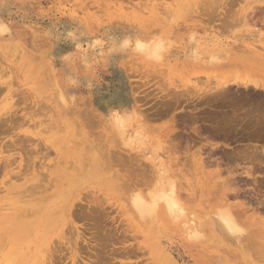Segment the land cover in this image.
<instances>
[{"label":"rangeland","instance_id":"rangeland-1","mask_svg":"<svg viewBox=\"0 0 264 264\" xmlns=\"http://www.w3.org/2000/svg\"><path fill=\"white\" fill-rule=\"evenodd\" d=\"M169 1L0 0V21L8 24L11 29L10 32L3 35L0 34V120L12 117L13 121H16L12 128L4 125L2 126L4 127L3 130H0V140L4 142L0 155H12L10 158L11 165L7 167L8 169L5 167L4 162L3 164L0 162L2 168L0 169L2 171L0 172V186L3 187H0V208L3 209L4 205L2 206V204H11L4 206V208L10 207L9 209H0V231H2L0 232V244L2 242L5 243L4 240L6 238L7 242L8 240L13 241V244H16V247L18 246L15 252V248H13L15 245L12 246L10 241L8 244L5 243L6 245L2 243V246L5 245L3 249L8 247L12 251L14 250V255L13 253L9 254L11 250H8V253H6L7 250L4 251L2 249L3 253L0 250V264H49L47 257L41 258V255H47L45 250L49 247V250L52 249L50 251L51 256L53 259L55 256L56 259H54L55 261L52 260L56 264H74L75 261H77V264H84L92 260L95 262L100 256L103 259L99 260L98 258L97 261H104L105 264H172L165 255H170L177 264H264V240L260 238V235L263 234L257 225H250L249 220L246 218V215H252L257 222L264 224V207H262L264 206L262 205L264 202L260 203L264 200V187L261 185L264 184V162L260 160L261 162L259 163L256 158H251L255 161H250V159L241 160L240 158L238 161L232 160L231 162L228 160L234 156L236 150L239 151L244 147H246V150L252 148V151H248V153L250 152L249 155L253 153L257 155L259 153L260 159H262V156L264 159V150L260 151V146L264 145V132L259 131L260 133H257L258 137L256 133L243 131H233L226 137H221L222 135L215 137L212 134L207 135V138L205 136L195 137L189 132V126H181V121L185 115L184 113L188 114L191 109L195 107L202 108L203 105L196 106L191 103V106L189 105L190 103L184 104L183 100L180 101V103L182 102L181 104L177 105L171 101V103L173 102V105H171L170 101V104H168V101L165 100L168 96L165 97V94L168 93L170 95L174 90L176 92L182 89H190L189 87L192 89L194 85L204 88L207 85L211 86L216 81L226 78L238 79L247 77L248 79L264 81V4L257 3V0H175L168 3ZM136 2H140L139 4H141L142 8V14L139 18L132 19L128 15L125 16L126 18L129 17L126 20L124 15H120L119 8L121 6L119 4H133ZM85 12L89 13L90 16L84 17L83 13ZM31 26L36 30H30ZM73 34L87 40L95 37L107 40L108 35H134L145 39L161 38L167 44V50L161 59L154 60L145 58L128 48L122 51H111L108 43H106L105 47L107 51H104L101 54L102 56H99L93 48L88 50L87 53L91 56V63L90 66H84L82 62H79L80 57L76 52H73L72 58L68 60L62 59L56 53L54 54L53 45L62 46L69 39L70 35ZM73 70H75L74 73ZM254 74L257 76L260 74L263 79L260 78L261 76L258 78H256L257 76L254 77ZM66 76L77 78V83L73 85L74 92L72 94L64 86L65 82L70 81ZM56 84L60 88H57L58 85ZM59 89L62 90L67 100L65 104L62 103L59 97L57 98L58 93L56 91L58 92ZM237 90L238 88H231L233 92L236 91L238 93ZM117 93L134 97L137 106L142 108V113L146 115L142 120L147 134L159 140H169L165 144L167 147H169L168 142L170 144V152L167 150V154L170 153L168 159L169 163L173 164L174 162L175 164L173 167H170L173 170L176 169L174 171H178L175 172L176 174L179 173V169L180 171L184 169L182 170L184 174H180V176L191 177L189 179L192 183H189L193 186L192 190H194V194L191 193L192 190L189 187V190H185V192L179 188V191L182 190L180 193L183 192V194L190 196L191 203L187 201L189 200L188 197L184 196L187 198L184 201L189 203V206L186 205L187 212L197 214V217H194V226L190 225L191 229L187 225L182 227L180 222H172L171 224V221H168L167 224V218L164 216H161V221L148 222L146 224V221L144 223L142 220H138L137 217L136 219L134 215L132 216L131 214L133 213L130 212L129 208L127 212L131 214L126 212L128 207L126 197H128V191H130L131 186L134 184L133 179L146 176L147 174L145 173L149 171L144 172L147 170L145 168H148V170L150 168L147 160L142 158L147 164L142 163V159L135 156V152L132 153L134 158H131L132 156L130 157L129 155H131L130 152H133V150L127 152L125 150L127 148L123 146L122 148L116 137L112 136L113 138H111V134L107 130L108 126L103 121L102 116L97 113V104L94 101V97L96 95L111 96ZM154 101H156V104ZM211 101L212 98L208 99L210 106L215 107V104ZM182 105L185 106L183 110H181ZM81 111V116L77 118V113L80 115ZM83 115L86 120H84ZM78 120L82 121L86 127H83V123L82 125L79 124L81 122H78ZM174 120L177 121L176 123H179L177 125L178 129L170 131ZM208 120L209 122L214 121L212 116H209ZM208 120L205 121L208 122ZM79 125L81 126L82 133L80 132ZM105 128L107 129L104 130ZM183 129L187 130L184 131ZM85 130H87L86 134L88 136L84 133ZM174 130L177 132H174ZM100 135L107 138L110 136L109 139H111H108V141L107 138H102ZM22 136L23 138L24 136H28V139L27 137L25 139L26 143L22 150L10 144L12 138H22ZM73 140L74 144L81 142L80 145L71 144ZM170 141L174 144V149L171 147ZM192 141L195 143H192ZM103 143L106 144L104 145ZM245 143L248 144L246 145ZM113 144L114 147L112 146ZM102 145L105 146V150H102L104 149ZM115 145L118 147H115ZM214 146H216V149ZM254 146H258L257 149ZM100 147L103 148L101 149ZM97 148L98 150L95 152L94 150ZM109 148L111 149V153L114 154H116L115 151H112L115 148H117V150L115 149L116 152H124L125 155L131 158L129 159L126 156L128 158L126 161L128 162L134 159L131 161L132 167L130 172L132 174L129 178L130 173L128 172V174L127 170H125L126 162H124V165L121 162L123 166L121 164L120 166L124 168V172L122 167L119 168V172L117 170L119 166L117 163L120 162H117V165L114 163L115 168L112 165V161L115 159L111 160L115 155H112L113 157L110 158V163L108 164L114 167L111 174L117 171L124 176L126 171V174L129 175H125L129 180L123 177L127 180L123 184L116 179H112L111 181L108 179L109 175H111V168H109L111 166L107 163H104L107 167L104 164L101 165L102 169L99 166L100 162H93L91 166L85 164L87 161H84L85 165L81 162L87 156H90V153L99 158L104 154L103 152L107 153ZM198 148H202L201 153L205 152V155L203 153L201 156L204 161L210 160V162L206 161V163H209L208 166L206 165V172L208 171L209 174L201 175V181L195 180L194 174H192L195 173L192 154L193 151L196 154ZM122 149L125 151H122ZM91 150L93 152H90ZM98 152L102 154L97 155L96 153ZM118 152L117 154L119 155L120 153ZM18 153L23 158L21 166H18ZM206 153L207 157L210 154L211 157H208L209 159L206 157ZM117 154L116 156H118ZM124 154L120 156L121 161L126 159L124 158ZM136 155L139 156V153L136 152ZM228 156L230 157L228 158ZM69 157L72 161V166L69 163L71 167L68 166V162L70 161L66 163ZM135 157L139 160L137 161ZM63 158L65 163L63 162L61 165L59 164L61 162L59 159ZM234 161L240 164L237 165ZM80 162L82 166L88 167H82ZM247 162L250 163L248 164ZM140 163L146 165V167L142 165V168ZM180 163L183 165L181 166ZM243 163L244 165L247 164L246 166L252 165L253 167L260 165L261 172L257 171L254 174L259 179V184H254L252 177H246L242 173L238 174V172L242 171L240 169L244 166ZM79 164L80 166H78ZM138 164H140V167ZM50 166L51 168H49ZM53 166L55 169L52 168ZM73 166L77 167V169ZM98 166L100 167L99 173L97 172ZM11 167L12 170L10 169ZM46 168L54 169L53 171L50 170L52 171L50 172L51 174L47 170L50 176L55 170L59 171V173L55 171V176H53L57 177V184L53 181L55 178L50 179L45 174ZM66 168L78 171H69ZM81 168L83 170L85 168V171ZM128 169L130 170V168ZM13 171V175H19L11 176ZM217 171L219 172L218 177H213L215 173H218ZM67 172H72L70 173L72 177L70 175L67 176ZM94 172H96L95 176ZM76 173L77 175L80 174L81 177L79 176L78 178ZM73 174L76 176L75 178ZM47 177L50 179L49 181ZM106 177L108 180L105 179ZM234 177L236 180L233 179ZM239 177H241V181H239L240 185H242L239 188L240 194H238L237 189ZM76 178H78L77 181ZM179 178V182L177 181L179 187L181 185L185 187L187 182L185 183L184 179ZM66 179H70V183ZM230 179L234 180L235 185L237 184L236 186L234 185L235 187L233 186L234 189H237L236 192L235 190L233 191L232 185H230L231 191L226 190V192V188L221 189L220 184H223V182H225L223 184L225 187L228 185L227 188L231 189L229 188L230 183H228ZM45 181H48V185L54 182V185L48 186L44 183ZM67 181V184H62ZM40 183H43V185ZM44 184L47 186L45 187L46 189L51 186L49 190L44 192L46 194L54 193L55 197L52 196L56 199L54 202L50 197L46 199L48 201L38 202L39 196L43 197L46 195L44 192L39 195L37 193V189H43ZM61 185L63 186L62 190L60 189ZM258 185H260V188ZM27 186H29V189H27ZM67 186L70 187L67 188ZM52 190L53 192H51ZM60 190L62 192H59ZM222 190H224V193L226 192L225 195L229 193L230 199L227 195L224 198L227 199L228 203H231L232 207H230L235 213L236 219L239 218L241 224H244L248 228L249 232L247 234L244 233L246 236L243 234L244 237H241L239 241L225 234H220L219 227L217 228V225H210L214 222L212 223L209 220L210 218L205 215L209 207L217 203L222 197L221 195L224 194ZM13 191L16 195L11 194ZM104 193H107L106 196ZM183 194L181 197H183ZM17 195L22 197L16 198ZM93 196L97 197L96 199L99 204H97L96 200H89L91 201L90 203L93 205L95 202L96 205H99L97 206L98 208H95L97 210L101 205L100 202L104 203L101 206L105 210L102 211H105L107 214L109 213L108 215L105 212L96 211L91 207L92 205L86 199H93ZM25 199L27 202H24ZM28 199H32V201ZM64 199L68 202H73L74 207L76 203L84 204L87 209L80 206L83 211L85 209V212L88 213L82 211L83 215L85 214L84 216L87 215L86 219L90 215L88 209L89 211L93 209L91 215L101 212L102 214L96 215L97 217L102 216L103 219L100 217L102 222L98 223H104V225L96 224L95 226L96 231H99L100 228L99 232L101 234H97L94 227L97 222H95L96 219L101 221L99 217L93 219L94 224L91 223L92 218L89 222L84 217V220H82V217L81 219L78 218V211L81 212L77 208L79 204L76 205V210L74 207L70 209L71 212L72 208L73 211H76V213L74 211L75 215L72 212L74 222L72 223L68 219V222H71V224L64 223L67 218L63 217V213L58 211L56 213L58 217L55 216L57 217L56 221L48 229L29 231V229L22 228L25 224L29 223L28 221H33L39 217V212L36 215L34 206L37 207L39 205L40 208L39 206L38 208L35 207L39 211L42 208L40 203L48 204L49 202V207L52 206L53 209L57 210L62 205L60 202L64 201ZM17 200H21V202L18 203ZM99 200L101 201L99 202ZM18 205L19 207H17ZM31 205L34 206L32 207ZM96 205H93V207ZM21 206H24L25 212L26 207L29 209V211L27 210L28 216L27 212L25 214L26 218L23 217L24 215H20L25 212L19 213L17 211V209L23 211ZM31 210L35 212H32V214H35L34 216L30 215ZM1 213H5L6 215H1ZM15 215L16 217L18 216V219H16ZM11 216L15 217V219ZM131 216L135 219L133 220ZM75 218H78L80 221L78 219L75 220ZM189 218L191 216L187 220ZM162 221H165V223ZM208 221L211 223L208 224ZM11 222L15 224L12 225ZM2 223H7V225L4 224L3 228ZM8 224L12 226L9 228L8 226L10 225ZM72 224L77 225L78 229L72 228ZM91 224H93L94 228H92ZM108 229L112 232L111 235ZM21 230L24 231L22 232ZM188 230L196 233L194 234V236H197L196 240L193 241L187 237L189 236L186 234V232L189 233ZM20 231L22 234L19 233ZM103 233L107 234V239H105L106 235L104 236ZM108 233L110 237L113 236L115 238L114 240L111 237L114 242L109 239L110 237L108 238ZM254 233L258 235L255 236ZM16 234L20 237L15 236ZM97 235L104 238L102 240L101 238H96ZM10 238H14V240ZM75 241L78 242V245L76 244L78 247L77 253L74 249V245L77 243ZM97 241L99 244L101 243L104 250L102 248L99 250L101 245H98ZM94 243L96 244L94 245ZM104 243L107 248L103 247ZM93 245L94 247L98 246L95 252L92 249L93 247L91 248ZM53 250L55 251L52 252ZM96 251L99 252H97L99 256L95 257L94 253L98 255ZM110 251L114 252L111 253ZM100 253L104 255H100ZM39 258L40 260H38ZM53 261L52 263L54 264Z\"/></svg>","mask_w":264,"mask_h":264},{"label":"bare ground","instance_id":"bare-ground-1","mask_svg":"<svg viewBox=\"0 0 264 264\" xmlns=\"http://www.w3.org/2000/svg\"><path fill=\"white\" fill-rule=\"evenodd\" d=\"M172 1H175V0H170L168 3H171ZM140 3V2H139ZM138 2H136V3H133V4H127V3H124V5H122V4H119L121 7L119 8L120 10H119V13H120V15H124V18H126L125 16H128V15H130V18H132V19H137V18H139L140 16H141V14H142V8H141V4H139ZM257 3H260V4H264V0H257ZM100 5V4H99ZM119 7V6H118ZM92 9V8H91ZM101 10V9H100ZM98 11V10H97ZM83 16L84 17H87V16H90V14L88 13H83ZM122 18V17H121ZM129 18V17H128ZM128 18H126V20L128 19ZM33 26H31V28H30V30L31 29H33L34 30V27L32 28ZM36 28V27H35ZM38 28V27H37ZM94 28V27H93ZM32 30V31H33ZM36 30V29H35ZM34 30V31H35ZM11 31V29H10V27L8 26V24H6V23H4L3 21H0V34H5V33H7V32H10ZM33 31V32H34ZM41 31V30H40ZM30 32V31H29ZM30 34H31V32H30ZM20 35V34H19ZM32 36V35H31ZM36 36V35H35ZM66 37V36H65ZM106 43H108V45H109V48H110V50L111 51H122V50H125V49H130V50H133L134 52H136V53H138V54H140L141 56H143V57H145V58H149V59H154V60H159V59H161L162 58V56H163V54H164V52L167 50V44L164 42V40H162L161 38H150V39H145V38H142V37H139V36H134V35H108V38H107V40H105V39H102V38H100V37H95V38H92L91 40H87L86 38H82L81 36H78V35H76V34H73V35H70V37H69V39L67 40V41H65L64 42V44L62 45V46H57V44L56 45H53V51H54V54L56 53V54H58V56H60L62 59H64V60H68V59H71L72 58V53L73 52H76V53H78L79 54V57H80V60H79V62H82L83 64H84V66H90V63H91V56L87 53L88 52V50L89 49H91V48H93L94 50H95V52H97V54H99V56L105 51H107V48L105 47V45H106ZM47 47H49V46H47ZM48 49V48H47ZM46 49V50H47ZM52 51V52H53ZM28 53V52H27ZM27 56V55H26ZM102 56V55H101ZM28 58V57H27ZM139 59V58H138ZM76 63V62H75ZM78 63V62H77ZM83 66V65H82ZM246 66H248V65H246ZM244 67V66H243ZM82 68V67H81ZM59 69V68H58ZM69 69V68H68ZM238 69H241V68H238ZM245 69V68H244ZM53 70V69H52ZM76 70V69H75ZM75 70H73V73H74V71ZM249 70V69H248ZM245 71L246 72H248L246 69H245ZM72 73V72H71ZM57 74H58V72H57ZM257 74V73H256ZM256 74H254V77H256L257 75ZM78 75V74H77ZM253 75V74H252ZM251 75V77L253 78V76ZM261 75L259 74V76H257L256 78H258V77H260ZM56 77V76H55ZM66 78L67 79H70V81L69 82H65V87L67 88V90L72 94L73 92H74V89H73V85L74 84H76L77 82V78H75V77H72V78H70L69 76L67 77L66 76ZM261 79H263V77L261 76L260 77ZM50 80H52V79H50ZM59 80V79H58ZM258 80V79H257ZM257 80H254V79H248L247 77L246 78H238V79H236V78H232V79H222V80H220V81H216L215 83H213V84H211V86H206V87H204V88H202V87H198L197 85H194L193 87H192V89H191V87H189L190 89H182V90H180V91H176L175 92V90L173 91V93H171L170 95L167 93V94H165V97L168 95L169 96V98H168V96H167V98L169 99H165V100H167L168 101V104H170L171 103V101H173L172 103L173 104H175L176 103V105L177 104H181L180 103V101L181 100H183L184 102V104H189V105H191V103L193 104V105H196V106H198V105H203V107L202 108H193V109H191V111L188 113V114H186V113H184L185 115H184V117H183V119H182V121H181V126H189V128L188 129H190L189 130V132H191L195 137H201V136H205V138H207L208 136H209V134H212V135H215V137L216 136H221V137H223V136H228V134H230L231 132H233V131H236V132H240V131H243V132H252V133H256V135H257V133H260L259 131H263L264 132V81H257ZM58 83V82H57ZM58 84H60V83H58ZM58 84H56V85H58ZM64 84V83H63ZM196 84H198V83H196ZM59 87V85L57 86V88ZM60 88V87H59ZM231 88H238V93L235 91V92H233V91H231ZM241 89V90H240ZM64 90V89H63ZM66 90V91H67ZM56 93H58V96H57V98L59 97V99L62 101V103L63 104H65L66 103V99H65V96H64V93L62 92V90L61 89H59L58 90V92L56 91ZM102 93V92H101ZM104 93V92H103ZM98 94V93H97ZM75 95V94H74ZM73 95V96H74ZM153 96H154V94H153ZM155 97V96H154ZM90 98V97H89ZM157 98V97H156ZM212 98V103L213 104H215V107H212V106H210V104H209V102H208V99H211ZM141 99V98H140ZM155 99V98H154ZM142 100V99H141ZM164 100V99H163ZM164 100V101H165ZM94 101H95V103L97 104V113H98V115H100V116H102V119H103V121L106 123V125L108 126V129L107 128H105L104 130H108L109 131V133L111 134V138H113V137H116L117 139H118V143L119 144H121L120 146L122 147H124V148H127V149H125L127 152L129 151V150H133V152H130L131 153V155H129L131 158H134V156L132 155V153H134L135 152V156H137V157H139V159L141 158H144L145 160H147L148 161V165H149V170H148V168H145V169H147L146 171H144V172H147V171H149L148 173H145V174H147L146 176L144 175V177H141V178H134L133 179V181H134V184L131 186V189H130V191H128L129 192V194L127 195L128 197H126V200H127V205H128V207H127V209H126V212L128 211V208H129V210H130V212L131 213H133V214H131L130 212H127V213H129V214H131L132 216L134 215V217L136 218H138V220L140 219V220H142L144 223H146V224H148V222H158V221H161V216H164V217H166L167 218V220H166V222H167V224H168V221H171V224H172V222H180L181 224H182V227H184V226H186L187 225V227H189L190 225H193L194 223V221H195V218L194 217H197L196 215V213H192V212H187V207H186V205H188L189 206V203H187V202H185L184 200H185V198L186 197H188V199L189 200H187L188 202L191 200L190 199V196H188V194H183V192H185V190H189L190 188H191V190H192V185H190V183L189 182H191L190 181V179L189 178H191V177H187V176H184V177H182V176H180V174L182 175V174H184L183 172H182V170H184V169H181V171H180V169H179V173H175V172H178V171H174V170H176V169H172L171 167H173V165H175L174 164V162H173V164L172 163H169V156L168 155H170V153L169 154H167V150L170 152V144H169V142H168V145H169V147H167V146H165V144L167 143V141H169V140H159V139H156V138H154V137H151V136H149L148 134H147V132L145 131V129H144V126H143V118L144 117H146V115L144 114V113H142V108H139V106H137V104H136V102H135V100H134V97L133 96H130V95H125V94H121V93H117V94H114V95H111V96H101V95H96L95 97H94ZM166 101V102H167ZM169 101H170V103H169ZM155 102V104H156V101H154ZM165 102V103H166ZM164 103V102H163ZM171 103V105H173ZM167 104V103H166ZM155 106V105H154ZM161 106V105H160ZM167 106V105H166ZM181 106V105H180ZM192 106V105H191ZM156 107V106H155ZM173 108H174V106H172ZM178 107V106H177ZM158 108V107H157ZM176 108V107H175ZM76 109H77V107H76ZM156 109V108H155ZM183 109H185V106L184 105H182V108H181V110H183ZM159 110H160V108H159ZM176 110V109H175ZM200 110V111H199ZM154 111V110H153ZM161 111V110H160ZM146 112V111H145ZM148 112V111H147ZM155 112V111H154ZM153 112V113H154ZM201 112V113H200ZM77 113V112H76ZM81 113H82V111L80 112V115H79V113H77L78 115H77V118H78V116H81ZM150 113V112H149ZM157 114V113H156ZM150 115V114H149ZM148 115V116H149ZM151 115H153V114H151ZM209 116H212V118H213V122H211V124H210V122H209V120H208V118H209ZM83 117H84V115H83ZM208 117V118H207ZM8 118V117H7ZM80 118V117H79ZM87 118V117H86ZM82 120V119H81ZM84 120H86L85 119V117H84ZM205 120H208V122L207 121H205ZM83 121V120H82ZM82 121H80V120H78V122H81V123H79V124H81L82 125V123L84 122H82ZM14 121H13V118L12 117H9L8 119H3V120H0V130H3V128L4 127H2V126H4V125H7V127L8 128H12L14 125L13 124H15V122L13 123ZM103 122V123H104ZM171 122V121H170ZM177 121H173V123H172V125H171V129H170V131H173V129H178V127H177V125L179 124V123H176ZM105 125V126H106ZM80 126V125H79ZM83 127H86L85 125H84V123H83ZM184 131H186L185 129H183ZM86 131L87 130H85L84 131V133L86 134ZM80 132L82 133V129H81V126H80ZM174 132H177V131H175L174 130ZM83 133V134H84ZM100 133H102V132H100ZM103 134V133H102ZM239 134V133H238ZM87 136H88V134H86ZM208 135V136H207ZM255 135V136H256ZM260 135H262V134H260ZM102 138H107V137H103L102 135H100ZM113 136V137H112ZM26 137H27V139H28V136H24V138H23V136H22V138H16V139H14V138H12V140H10V144L12 145V146H14V147H16V148H18L19 150H22L23 149V147H24V144L26 143V141H25V139H26ZM110 137V136H109ZM109 137L107 138V140L109 139ZM257 137H258V135H257ZM110 138V139H111ZM109 139V140H110ZM116 139V140H117ZM107 140H105V141H107ZM108 140V141H109ZM193 140V139H192ZM197 140V139H196ZM196 140H195V142H196ZM90 141V140H89ZM102 141V140H101ZM74 142V140L71 142V144ZM113 142H115V141H113ZM194 141H192V143H193ZM194 142V143H195ZM80 143L81 142H78V144H74V145H80ZM170 143H171V147L174 149V144L170 141ZM175 143V142H174ZM104 144V143H103ZM106 144V143H105ZM104 144V145H105ZM172 144H173V146H172ZM176 144V143H175ZM246 144V143H245ZM248 144V143H247ZM246 144V145H247ZM96 145V144H95ZM104 145H102L103 147H104V149H102L101 147V149L102 150H105V146ZM118 145V144H117ZM117 145H115V147H118ZM4 146V142L3 141H1L0 140V151H1V149H2V147ZM73 146V145H72ZM113 147H114V144L112 145ZM119 146V148L121 149V147ZM245 146V145H244ZM249 146V145H248ZM247 146V148H249ZM252 146V145H251ZM69 147V146H68ZM91 147V146H90ZM96 147H99V146H96ZM96 147H94V148H96ZM122 147V148H123ZM215 147V149H216V146H214ZM238 147H239V145H238ZM257 147L258 146H254V148H256L257 149ZM261 147V150L260 151H263L264 150V145H261L260 146ZM110 148L112 149V147L110 146ZM109 148V150H108V152L107 153H105V152H103L104 154L103 155H101L102 153H100L101 152V150L99 149V151L100 152H98V153H96L97 155H101L99 158L97 157V156H94V155H92L91 153H90V156H87L86 158H85V160H83V161H81V162H83V164L85 163L84 161H87L85 164H87V165H89V166H91V165H93V162H95V163H97V162H100L99 164V166L103 169V167L101 166L102 164H104V163H110V158H112L113 156L112 155H115L114 157H113V159H111V160H114V161H112L113 162V166L116 168V166L114 165V163L116 164L117 162H120V163H117L119 166H118V169L117 170H119V172H120V167H122L123 165H124V162H126L125 164H126V168H125V170H127V173L129 172L130 173V176L128 175V174H126V171H125V175L127 176H129V178L131 177V161H133V160H131V161H126V160H128V158L126 157V156H128V155H125L124 154V152H121L122 154H124V158H126V159H124L123 161H121L122 159H120V156H123L120 152H118V153H120L119 155L117 154V152H116V150H117V148H115L112 152H114L115 151V153L118 155V156H116V154H114V153H111V149ZM168 148V149H167ZM240 148V147H239ZM69 149H71L72 150V148H70L69 147ZM91 149V148H90ZM252 149V148H251ZM250 149V150H251ZM259 149V148H258ZM75 150V149H74ZM78 150V149H77ZM96 150H98V148L97 149H95L94 151L96 152ZM124 149H122V151H125ZM201 150H202V148H198V150H197V152H196V154L194 153V151H193V154H192V163H194V165H195V169H194V171H195V173H192V174H194V178H195V180H197V181H199L200 180V177H201V175H204V174H209V172L207 171L206 172V167L208 166V164L209 163H206V161H204V159L201 157L202 156V154L203 155H205V152H203V153H201ZM250 150H246V147H244L243 149L241 148L239 151L238 150H236L235 152H236V154H235V152H234V156H232V157H230V156H228V160L229 161H231L232 162V160H237L238 161V159L240 158L241 160H244V159H250V161H252V160H254L255 158H256V160L257 161H259V163L261 162L260 160H262L263 162H264V159H263V156H262V159H260L261 157H260V154H259V156H258V154L256 155L255 153H251L252 155H249L250 154V152L248 153V151H250ZM252 151V150H251ZM257 151V150H256ZM90 152H93L92 150L90 151ZM136 152H138L139 153V156L138 155H136ZM219 152H221L220 150H219ZM253 152H254V150H253ZM75 153H77V151H75ZM129 153V154H130ZM208 153V152H207ZM207 153H206V157H207ZM239 153V154H238ZM257 153V152H256ZM261 153V152H260ZM1 154V153H0ZM71 154H72V152H71ZM95 154V153H94ZM107 154V155H106ZM194 154H195V156H194ZM210 154H211V152H210ZM210 154H209V156L208 157H211L210 156ZM229 154V153H228ZM255 154V155H254ZM65 155V154H64ZM89 155V154H88ZM105 155V156H104ZM238 155H240L239 157H238ZM81 156L83 157V155L81 154ZM111 156V157H110ZM128 156V157H129ZM173 156V155H172ZM12 157V155L10 156H2V155H0V162L3 164V162H4V164H5V167L7 168L9 165H11V161H10V158ZM18 157H19V164H18V166H21V162H22V160H23V158H22V156H21V154L20 153H18ZM55 157V156H54ZM118 159H117V158ZM129 157V159H131ZM137 157H135V158H137ZM205 157V158H206ZM207 157V158H208ZM259 157V158H258ZM59 158V157H58ZM123 158V157H122ZM206 158V159H207ZM251 158H254V159H251ZM258 158V159H257ZM13 159V158H12ZM53 159V158H52ZM55 159V158H54ZM116 159H117V161H116ZM138 158H137V161L139 160ZM144 159H142V163H144V164H147V162H145L144 161ZM209 159V158H208ZM231 159V160H230ZM59 160H61V162H59V164H61V163H63L65 160H64V158L63 159H59ZM64 160V161H63ZM119 160V161H118ZM136 160V159H135ZM241 160H240V163H241ZM67 161H70V162H68V166H70L71 165V160H70V157H69V159L68 160H66V163H67ZM136 161V162H137ZM141 161V160H140ZM209 162H210V160H208ZM207 161V162H208ZM255 161V160H254ZM53 162H55V161H53ZM81 162H80V164H81ZM121 162H123V165H122V163ZM183 162V161H182ZM236 161H234V163H235ZM262 162V163H263ZM0 163V164H1ZM65 163V162H64ZM69 163H70V165H69ZM95 163H94V165H95ZM128 163H130V164H128ZM240 163H238V164H240ZM245 163H246V161H245ZM248 164L250 163V162H247ZM56 164V163H55ZM80 164L78 165V166H80ZM84 164V165H85ZM116 164V165H117ZM120 164L122 165V166H120ZM130 166H128V165ZM141 164V163H140ZM140 164H138V166L140 165ZM172 164V165H171ZM177 164V163H176ZM181 164V163H180ZM235 164H237V163H235ZM237 164V165H238ZM7 165V166H6ZM57 165V164H56ZM62 165V164H61ZM75 165H76V163H75ZM105 165V164H104ZM109 165V164H108ZM142 165L143 164H141V167H142ZM183 164H181V166H182ZM207 165V166H206ZM243 165H244V163H243ZM247 165V164H246ZM246 165H244V166H242V168L240 169V170H242L241 172H238V174L239 173H242V174H244L246 177H252V181L254 182V184L255 183H258L259 184V179L256 177V176H254V174L257 172V171H260V169L261 168H259L260 167V165L258 166L257 164V167H253L252 165H249V166H246ZM55 166V165H54ZM54 166L52 167V168H54ZM72 166V165H71ZM70 166V167H71ZM81 166H82V164H81ZM97 167L98 168V170H97V168H96V170H97V172L99 173V168L100 167ZM106 167H107V165H105ZM109 166H111V165H109ZM137 166V165H136ZM143 166H145L146 167V165H143ZM171 166V167H170ZM262 166V165H261ZM2 167H3V165H2ZM60 167V166H59ZM73 167H75V166H73ZM82 167H85V166H82ZM88 167V166H87ZM87 167H85V168H87ZM114 167H109V168H111V172H110V174L112 173V168L114 169ZM140 167V166H139ZM148 167V166H147ZM241 167V166H240ZM49 168H51V166L49 167ZM76 169H77V167H75ZM85 168H84V170H83V168H81L83 171H85ZM123 168V167H122ZM121 168V169H122ZM128 168H130V170L128 169ZM143 168V167H142ZM180 168V167H179ZM0 169H2L1 168V166H0ZM4 169V168H3ZM8 169V168H7ZM11 170H12V167L10 168ZM9 169V170H10ZM55 169V168H54ZM53 169V170H54ZM58 169V168H57ZM69 169V171L70 170H75L76 171V169H70V168H68ZM67 168H66V170H68ZM208 169V168H207ZM10 170V171H11ZM49 171V173L50 172H52L53 170L52 169H47L46 168V172H45V174L51 179V178H55V180H53L54 182H55V184H57V180H56V178L57 177H53V176H55V171L53 172V174L50 176V174L48 175V171ZM50 170H52V171H50ZM129 170V171H128ZM142 170V169H141ZM144 170V169H143ZM75 171H73V172H75ZM78 171V170H77ZM76 171V172H77ZM82 171V172H83ZM103 171V170H102ZM115 171H116V169H115ZM122 171V170H121ZM234 171V170H233ZM0 172H2L1 170H0ZM64 172V171H63ZM119 172H115V173H113V174H111V175H109V177H108V179H110V181L112 180V179H116V180H118L119 182H122V184H123V182L125 183L127 180H126V176L124 175L123 176V174H121V173H119ZM123 172H124V168H123ZM181 172V173H180ZM205 172V173H204ZM218 172V171H217ZM261 172V171H260ZM259 172V173H260ZM5 173H6V171H5ZM7 173H8V171H7ZM16 173V172H15ZM56 173H59V171L57 172L56 171ZM70 173H72V172H67V176H69L70 175ZM81 173V172H80ZM84 173V172H83ZM82 173V174H83ZM232 173V172H231ZM262 173H263V171H262ZM14 174V171L11 173V176ZM65 174V173H64ZM75 174V173H74ZM73 174V175H74ZM95 174H96V172H94V176H95ZM9 175H10V173H9ZM8 175V176H9ZM16 175H19V174H15V175H13V176H16ZM218 175H219V172L218 173H215L214 175H213V177L214 176H216V177H218ZM3 176H5V175H3ZM76 176L79 178V176L81 177V175L79 174V175H77V173H76ZM75 175H74V178L76 177ZM10 177V176H9ZM47 177V180L49 181L50 179ZM64 177V176H63ZM70 177H72L71 175H70ZM123 177H126V178H123ZM180 177V178H179ZM264 177V176H263ZM6 178V177H5ZM60 178H61V176H60ZM78 178H76V181L78 180ZM129 178H127L128 180H129ZM178 178L179 179H184V182L186 183L187 182V184H185L186 186L184 187V185H181L180 187H179V185H178V182H179V180H178ZM8 179V178H7ZM59 179V178H58ZM106 180H108L107 179V177L105 178ZM104 179V180H105ZM234 180H236V178L234 177L233 178ZM241 179V177H239L238 178V180H237V182H238V194H240L239 193V191H240V186H242V185H240V180ZM6 180V179H5ZM66 180H70V179H66ZM231 180V182H229ZM230 180H228V183H230L229 184V188H233V186L235 185V182H234V180H232V179H230ZM240 180V181H239ZM48 181L46 182H44L45 184H47L48 185ZM68 181L67 182H64V183H62L63 185L64 184H67L68 183ZM75 181V182H76ZM178 181V182H177ZM201 181V180H200ZM3 182V181H2ZM54 182H51V184H49V185H51V186H53L54 185ZM261 182V181H260ZM69 183H70V181H69ZM192 183V182H191ZM227 183V182H226ZM227 183V184H228ZM40 184H42L43 185V183H40ZM39 184V185H40ZM44 184V188L43 189H41V190H39V189H37V193H38V195L39 194H43V192L44 191H46V190H49L50 189V187L48 188V189H46L45 187H47L46 185ZM53 184V185H52ZM199 184V183H198ZM201 184V183H200ZM223 184H225V182H223ZM222 183L220 184V186H221V189H225V191L227 190V191H231L232 190V188L231 189H228L227 187H228V185H226V187H225V185H223ZM41 185V186H42ZM48 185V186H49ZM111 185V184H110ZM190 185V186H189ZM202 185V184H201ZM230 185H232L231 187H230ZM237 185V184H236ZM235 185V186H236ZM263 187H264V184H261ZM62 186V185H61ZM184 188H183V187ZM234 186V187H235ZM260 185H258V187H259ZM1 187V186H0ZM5 187V186H4ZM28 187V188H27ZM26 188L27 189H29V186H27ZM57 187H58V185H57ZM65 187V186H64ZM70 187V186H69ZM68 186H67V188H69ZM73 187V186H72ZM188 187H189V189H188ZM1 188H3V187H1ZM0 188V189H1ZM41 188V187H40ZM179 188L180 189H183L184 191L182 192V193H180L182 190H180L179 191ZM187 188V189H186ZM256 188H257V185H256ZM260 188V187H259ZM259 188H258V191H259ZM61 190L63 189V186L60 188ZM237 189L235 188H233V191L235 190V192L237 191ZM59 191V192H62V191ZM129 190V189H128ZM2 191V190H1ZM194 190H192L191 191V193H193L194 194V192H193ZM226 191V192H227ZM51 192H53V190L51 191ZM187 192H189V191H187ZM222 192L224 193V190H222ZM225 192V193H226ZM45 193V192H44ZM191 193H189L190 195H191ZM225 193L224 194H222L220 197V199H219V201L217 202V203H215L213 206H211V207H209V209H208V212L205 214L207 217H209L210 219V221H212V223L213 224H210V225H217V228L219 227V231H220V234H222V235H227L228 237H230V238H232V239H235V240H238L239 241V239L241 238V237H244V236H246L244 233H246L247 234V232H249L248 231V228L247 227H245L244 226V224H241V222H240V220H239V218L238 219H236L237 217H235L236 215H235V213L232 211V209H231V203H230V205H229V203L227 202V199H225L224 198V196H228V194L229 193H227L226 195H225ZM11 194H15L16 195V193H14V191L13 192H11ZM10 194V195H11ZM46 194V193H45ZM92 194V193H91ZM95 194V193H94ZM103 194V193H102ZM105 194V196H106V194L107 193H104ZM182 194H183V197L184 196H186V197H181L182 196ZM96 195V194H95ZM99 195V194H98ZM14 196V195H13ZM18 196V195H17ZM16 196V198H21L20 197V195L17 197ZM28 196H29V194H28ZM43 196V195H42ZM55 197V194L54 193H47L46 195H44L43 197H41V196H39V199H40V201H39V199H38V202H41V201H45L46 199H48V197H50V198H52V201L54 202V200H56V199H54L53 197ZM192 197H193V195H191ZM253 196V195H252ZM94 197V198H93ZM92 198L93 199H86V200H96V202H97V204H99L98 203V201H97V197H95V196H93ZM98 197H101V196H98ZM230 196H228V198H229ZM255 197V196H254ZM66 198V197H65ZM78 198V197H77ZM87 198H88V196H87ZM102 198V197H101ZM194 198V197H193ZM58 199V198H57ZM99 199V198H98ZM104 199V198H103ZM107 199V198H106ZM105 199V200H106ZM187 199V198H186ZM230 199V198H229ZM28 200H31L32 201V199H28ZM51 200V199H50ZM66 200H67V198H66ZM65 199H64V201H62V202H60V204H62L60 207H58L57 208V210H55V209H53V207L52 206H50L49 207V202H48V204H46V203H40V205H42V208L38 211L36 208H38V206L36 207V206H34V205H31L32 207L34 206V209L36 210V215L38 214V212H39V217L37 218V219H35V220H33V221H28L29 223L28 224H25L22 228H24V229H29V231L30 230H33V231H36V230H42V229H48L49 227H51L52 226V224H54V222L56 221L55 219L58 217L57 215H56V213L59 211V212H61V213H63V217H65V218H67V220L64 222V223H70L71 224V222L73 223L74 222V218H73V216L75 215V213H76V209L78 208V210H81V212L80 211H78L79 213V216H78V218H80L81 219V217H82V220H84V219H86V216H84L83 215V213H82V211H83V209H81L82 207L81 206H83L84 208H86L85 207V205L84 204H82L81 205V203H76V204H74L75 205V207H76V205L77 204H79V206H80V209H79V206L77 207V208H75L74 206H73V202H68V201H66ZM76 200V199H75ZM125 200V199H124ZM193 200V199H192ZM46 201H48V200H46ZM93 201H92V203H93ZM101 200H99V202H100ZM103 201V200H102ZM193 201H195V200H193ZM261 201V200H260ZM2 202V201H1ZM4 202V201H3ZM17 202L19 203V202H21V200H17ZM16 202V203H17ZM22 202H23V200H22ZM24 202H27V200L25 199L24 200ZM51 202V201H50ZM79 202V201H78ZM87 202V201H86ZM91 201H89L88 203H90ZM262 202H264V200L263 201H261L260 203H262ZM69 203V204H68ZM85 203V202H84ZM87 203V204H88ZM190 203H191V201H190ZM8 204V203H7ZM6 204V205H7ZM22 204V203H21ZM57 204H59V203H57ZM56 204V205H57ZM100 204L102 205V204H104V203H102V202H100ZM1 205V204H0ZM6 206L5 204H2V206ZM8 205H11V204H8ZM7 205V206H8ZM90 205H92L91 203H90ZM93 205H96V203L94 202L93 203ZM93 205L91 206L93 209H95V208H98L97 206H99V205H96V206H94L93 207ZM100 205V207H99V209L97 210V209H95L96 211H102V210H105V209H103L104 207H102ZM126 205V206H127ZM262 205H264L263 203H262ZM4 206H3V209L2 208H0L1 210H4V209H9L10 207H8V208H4ZM55 206V205H54ZM87 206V205H86ZM89 206V205H88ZM118 206V205H117ZM231 206V207H230ZM17 207H19V205L17 206ZM24 207V206H23ZM23 207L21 206V208L23 209ZM36 207V208H35ZM71 207H74L75 208V213H74V211H73V208H72V212L74 213V215L72 214V212L70 211V209H71ZM90 207V208H91ZM102 207V209H100ZM262 207H264V206H262ZM12 209H15V208H13V207H11ZM27 208V209H26ZM25 208V210H26V212H27V216H28V211H29V209H28V207H26ZM39 208H40V206H39ZM60 208V209H59ZM31 209V208H30ZM34 209H32V210H34ZM87 209V208H86ZM93 209H91L92 211H93ZM245 209V208H244ZM243 209V211H245ZM28 210V211H27ZM30 211L31 213H30V215L32 214V212L33 213H35L34 211ZM54 212H53V211ZM17 211L20 213V212H25L24 211V209H23V211H20L19 209H17ZM92 211H89V209H88V212H89V216H88V218H89V220H88V218L86 219L88 222L90 221V219L93 221V219L94 218H98L99 217V219L101 220V218H102V216H98L97 217V215H99V213H101V212H99V213H94V215H91V213H92ZM120 211V210H119ZM242 211V210H241ZM13 212V211H12ZM26 212L24 213V214H20L21 216L22 215H24L23 217H25L26 218ZM84 213H87V212H85V209H84V211H83ZM102 212H105V211H102ZM246 212V211H245ZM106 213V212H105ZM2 214H5V213H1V215ZM7 214H9V213H7ZM14 214H15V212H14ZM17 214V213H16ZM55 214V215H54ZM88 214V213H87ZM102 214V213H101ZM104 214V213H103ZM107 214V213H106ZM105 214V215H106ZM109 214V213H108ZM107 214V215H108ZM244 214V213H243ZM6 215V214H5ZM11 215H13V214H11ZM29 215V216H30ZM33 216L35 215V214H32ZM73 215V216H72ZM77 215V214H76ZM95 215H96V217H95ZM10 216V215H9ZM18 216H19V214H18ZM17 216V217H18ZM55 216H57V217H55ZM94 216V217H93ZM131 216V217H132ZM189 216H191V218H189L188 220H187V218L189 217ZM11 217H13V216H11ZM11 217H9L11 220H12V218ZM15 217H16V215H15ZM15 217H13V219H15ZM16 217V219H18ZM83 217H84V219H83ZM101 217V218H100ZM106 217V216H105ZM134 217H132L133 218V220L135 219ZM204 217V216H203ZM77 218V219H78ZM136 218V219H137ZM246 218L249 220V224L251 225H257L258 227H259V229H260V231H261V233L263 234V235H260L261 237V239L262 240H264V224L263 223H259V222H257L256 221V219L255 218H253V216L252 215H246ZM64 219V218H63ZM68 219H69V221H71V222H68ZM73 219V220H72ZM76 218H75V220H77ZM103 219V218H102ZM165 219V218H164ZM169 219V220H168ZM79 220V219H78ZM10 221V220H9ZM13 221H15V220H13ZM62 221H64V220H62ZM80 221V220H79ZM86 221V222H87ZM91 221V223H95L96 221V223H95V225H94V227L96 226V224H99L98 222H102V220L101 221H98L97 219L95 220V222L93 221L92 222ZM146 221V222H145ZM4 222H6V221H4ZM7 222H8V220H7ZM20 222V221H19ZM22 222V221H21ZM25 222V221H24ZM105 222V221H104ZM162 222H164L165 223V221H162ZM15 223H17L16 221H15ZM15 223H13L12 224V222H11V224L12 225H14ZM106 223V222H105ZM170 223V222H169ZM176 223H173V224H176ZM209 223H211V222H209L208 221V224ZM216 223V224H215ZM4 224L5 223H2L1 225H2V227L4 228ZM93 224H91V226L93 225ZM150 224H154V223H150ZM158 224V223H157ZM166 224V225H167ZM5 225H7V223L5 224ZM8 225H10V224H8ZM12 225H10V226H8L9 228L12 226ZM99 225H104V223H102V224H99ZM98 225V226H99ZM130 225V224H129ZM100 226V227H101ZM106 226V225H105ZM194 226V225H193ZM193 226H192V228H193ZM93 226H92V228H94ZM5 228H7L6 226H5ZM72 228H75V229H78V226L76 225H74V224H72ZM98 228V227H97ZM102 228V230H104L103 229V227H101ZM105 229H107L106 227H104ZM112 228H114V227H112ZM156 228V227H155ZM190 229H191V226L189 227ZM8 229V228H7ZM197 229V228H196ZM195 229V230H196ZM4 230V229H3ZM116 230H117V228H116ZM194 230V231H195ZM22 231V230H21ZM21 231L19 232V233H21ZM24 231V230H23ZM22 231V232H23ZM98 231V230H97ZM96 231V227H95V232L97 233V234H101V232H99L100 231V228H99V231L97 232ZM106 231V230H105ZM108 231L110 232V235H111V231L108 229ZM118 231V230H117ZM189 231V233H187L186 232V234H188L189 236H187L190 240H196V238H197V236L195 237L194 236V234H196L195 232H191V230H188ZM0 232H2V231H0ZM102 232H104V231H102ZM107 232V231H106ZM185 232V231H184ZM222 232V233H221ZM253 232V231H252ZM257 232V231H256ZM260 233V232H259ZM22 234V233H21ZM25 234H26V231H25ZM243 234H244V236H243ZM253 234V233H252ZM255 234V233H254ZM103 235L105 236L106 235V237H105V239H107V234H105V233H103ZM108 235H109V233H108ZM110 235L108 236V238L110 237ZM198 235V234H197ZM249 235V234H248ZM258 235V234H257ZM256 234H255V236H257ZM5 236V235H4ZM7 236V235H6ZM15 236H19L18 234H16ZM250 236V235H249ZM248 236V238H252V236H250L249 237ZM254 236V235H253ZM1 237H3V236H1ZM14 237V236H13ZM20 237V236H19ZM24 237H26V236H24ZM28 237V236H27ZM26 237V238H27ZM111 237H113V236H111ZM111 237L109 238L112 242H114L112 239H114L115 240V238L113 237L112 239H111ZM116 237V236H115ZM195 239H194V238ZM5 238V237H4ZM4 238H2V239H4ZM15 238V237H14ZM14 238H12L13 240H14ZM21 238H22V235H21ZM96 238H101V236L100 237H98V235L96 236ZM102 238H104V237H102ZM102 238H101V240H102ZM192 238V239H191ZM256 238V237H255ZM1 239V240H2ZM11 239V238H10ZM11 239V240H12ZM17 239V238H16ZM105 239H103L104 241H105ZM109 239H108V241H109ZM188 239V240H189ZM254 239V238H253ZM97 240V239H96ZM3 241V240H2ZM5 243L6 244H8V242L10 241V240H8V242H7V239L5 238ZM15 241H17V240H15ZM19 241H21L20 239H19ZM18 241V242H19ZM95 241V240H94ZM103 241V242H104ZM107 241V240H106ZM17 242V243H18ZM75 242H77V241H75ZM99 242H101L100 240H99ZM260 242V241H259ZM3 243V242H2ZM1 243V244H2ZM5 243H3V244H5ZM10 243H12V246L13 245H15V247H13V248H15V252H16V248L18 247H16V244H13V241L11 242L10 241ZM15 243V242H14ZM97 243H98V241H97ZM110 243V242H109ZM0 244V250H1V252H2V249L4 248V246L6 245H1ZM78 245V242L77 243H75V245H74V249H75V252L77 253L78 252V247H77V245ZM96 243H94V245H95ZM112 244V243H111ZM94 245L93 246H91V248L92 249H94L93 251L95 252V249H97V247L98 246H96V247H94ZM98 245H101V243L99 244L98 243ZM105 245V243L103 244V247H106V245ZM107 245H108V242H107ZM110 245V244H109ZM2 246V247H1ZM8 246V245H7ZM11 246V247H12ZM9 247H10V244H9ZM20 247V246H19ZM12 248V249H13ZM27 248H29V247H27ZM50 248V247H49ZM49 248H47L46 250H45V252L47 253V255L45 254V255H41V258H45V257H47L48 259H49V264H53L52 263V261L55 259V256L54 255H56V254H54L53 256H54V259H53V257L51 256V250H49ZM101 248H102V245H101V247H100V249L99 250H101ZM107 248V247H106ZM30 249V248H29ZM134 249V248H133ZM4 251L5 250H7V252L6 253H8V250L10 251L11 249H9L8 247H6V249H3ZM56 250V249H55ZM55 250H53L52 252H54ZM102 250H104L103 248H102ZM111 250H113V249H111ZM3 251V252H4ZM17 251H20V250H17ZM57 251H58V249H57ZM115 251V250H114ZM113 251V252H114ZM136 251V250H135ZM2 252V253H3ZM14 252V250L12 251H10L9 252V254H11V253H13ZM98 251H96V253H97ZM103 252V251H102ZM111 252V251H110ZM113 252H111V253H113ZM131 252H133L132 250H131ZM208 252V251H207ZM57 253V252H56ZM91 253V252H90ZM99 253V252H98ZM97 253V254H98ZM104 253H106V252H104ZM25 254V253H24ZM7 255V254H6ZM13 255H14V253H13ZM18 255V254H17ZM20 255V254H19ZM92 255V254H91ZM94 255H95V257L96 256H99V254L98 255H96L95 253H94ZM100 255H104L103 253L101 254L100 253ZM107 255V254H106ZM35 256V255H34ZM38 256H40V255H38ZM166 257H167V259L172 263V264H177L176 263V261L173 259V258H171L170 257V255H165ZM102 257H104V256H102ZM56 258H58V257H56ZM99 258V260H102L101 259V256L100 257H98ZM97 258V259H98ZM53 259V260H52ZM82 259V258H81ZM96 259V258H95ZM97 259L95 260V262L92 260V261H89V263H84V264H103L104 263V261H97ZM160 259H161V256H160ZM160 259L158 258V260L160 261ZM38 260H40V258L38 259ZM43 261H44V259H42ZM41 260V261H42ZM56 260V259H55ZM54 260V261H55ZM58 260V259H57ZM78 260V259H77ZM53 261V262H54ZM57 262V261H56ZM54 264H56L55 262H54ZM74 264H77V261H75L74 262ZM105 264V263H104ZM133 264V263H132Z\"/></svg>","mask_w":264,"mask_h":264}]
</instances>
